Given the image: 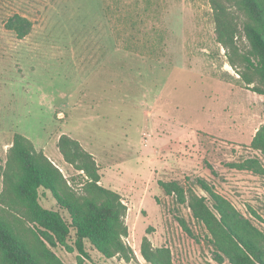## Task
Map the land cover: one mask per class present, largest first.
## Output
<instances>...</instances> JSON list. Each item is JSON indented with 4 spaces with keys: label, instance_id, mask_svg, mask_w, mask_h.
Wrapping results in <instances>:
<instances>
[{
    "label": "rangeland",
    "instance_id": "rangeland-1",
    "mask_svg": "<svg viewBox=\"0 0 264 264\" xmlns=\"http://www.w3.org/2000/svg\"><path fill=\"white\" fill-rule=\"evenodd\" d=\"M15 17L29 23L22 38L7 27ZM250 87L217 42L208 0H0V194L16 133L80 193L79 172L57 149L64 134L120 195L132 256L106 259L88 243V259L52 248L62 264H147L144 239L168 249L173 264H231L162 184L208 201L204 182L264 236V169L238 167L256 160L264 168L249 147L264 96ZM40 203L58 210L49 193ZM30 228L16 230L30 241Z\"/></svg>",
    "mask_w": 264,
    "mask_h": 264
},
{
    "label": "trees",
    "instance_id": "trees-1",
    "mask_svg": "<svg viewBox=\"0 0 264 264\" xmlns=\"http://www.w3.org/2000/svg\"><path fill=\"white\" fill-rule=\"evenodd\" d=\"M208 2L217 42L225 50L230 67L252 92L264 96V0ZM28 26L27 20L19 17L7 24L19 38L26 35ZM249 147L261 154L264 163V123ZM57 149L64 162L79 172L80 193L29 139L18 133L13 136L2 171L0 264H62L51 250L59 246L88 259L87 243L106 259L129 261L132 252L123 240L128 235L124 223L127 209L120 195L100 184L99 166L78 141L63 134ZM238 167L257 174L264 169L256 160H246ZM198 184L210 205L205 197L192 191L186 194L176 183L162 186L165 193H175L181 204H187L194 219L206 229L220 260L264 264V236L259 229L204 182ZM48 193L57 211L41 205L40 199ZM17 224L30 225V241L18 234ZM140 253L147 264H173L168 249L154 248L147 239Z\"/></svg>",
    "mask_w": 264,
    "mask_h": 264
}]
</instances>
